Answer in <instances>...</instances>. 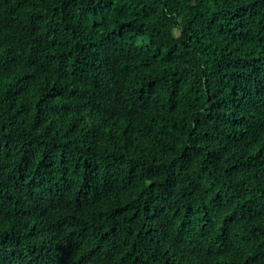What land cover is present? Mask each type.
<instances>
[{
  "label": "trees",
  "instance_id": "obj_1",
  "mask_svg": "<svg viewBox=\"0 0 264 264\" xmlns=\"http://www.w3.org/2000/svg\"><path fill=\"white\" fill-rule=\"evenodd\" d=\"M0 264H264V0H0Z\"/></svg>",
  "mask_w": 264,
  "mask_h": 264
}]
</instances>
